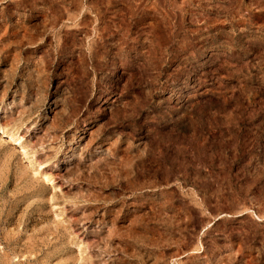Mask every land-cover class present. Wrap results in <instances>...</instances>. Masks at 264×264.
<instances>
[{
  "label": "rangeland",
  "instance_id": "1",
  "mask_svg": "<svg viewBox=\"0 0 264 264\" xmlns=\"http://www.w3.org/2000/svg\"><path fill=\"white\" fill-rule=\"evenodd\" d=\"M0 264H264V0H0Z\"/></svg>",
  "mask_w": 264,
  "mask_h": 264
},
{
  "label": "bare ground",
  "instance_id": "2",
  "mask_svg": "<svg viewBox=\"0 0 264 264\" xmlns=\"http://www.w3.org/2000/svg\"><path fill=\"white\" fill-rule=\"evenodd\" d=\"M14 133V132H13ZM1 134H2V136L5 138V139H7V141L10 143V144H15V143H17V142H20V138L18 137V135H17V133L15 132L14 134H10V133H8V132H4V131H2L1 132ZM19 145L21 146V150L23 151L22 153H23V155H27V153L25 152L26 150H25V148H24V146L22 147V144L21 143H19ZM29 161V160H28ZM46 179V178H45ZM50 179V178H49ZM50 181H52L51 179H50ZM48 182H49V180H48Z\"/></svg>",
  "mask_w": 264,
  "mask_h": 264
}]
</instances>
